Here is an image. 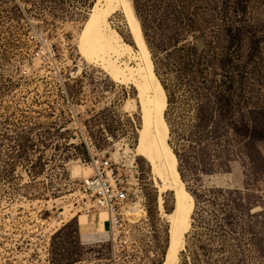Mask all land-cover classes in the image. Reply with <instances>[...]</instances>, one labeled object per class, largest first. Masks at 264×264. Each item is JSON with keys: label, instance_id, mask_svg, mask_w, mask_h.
Masks as SVG:
<instances>
[{"label": "rangeland", "instance_id": "obj_1", "mask_svg": "<svg viewBox=\"0 0 264 264\" xmlns=\"http://www.w3.org/2000/svg\"><path fill=\"white\" fill-rule=\"evenodd\" d=\"M107 1L0 0V264L165 263L176 196L138 152L140 91L80 49ZM128 1L194 203L176 264H264V0ZM110 24L133 49L120 66L150 62L121 7ZM96 160L130 189L116 229L79 201Z\"/></svg>", "mask_w": 264, "mask_h": 264}, {"label": "bare ground", "instance_id": "obj_2", "mask_svg": "<svg viewBox=\"0 0 264 264\" xmlns=\"http://www.w3.org/2000/svg\"><path fill=\"white\" fill-rule=\"evenodd\" d=\"M124 2L108 0L103 6L98 3L82 32L80 49L89 61L100 62L115 81L123 84L133 82L140 91L143 118L138 152L150 161L153 173L163 182L161 192L172 190L175 193L176 209L170 216V242L164 264H176L185 234L190 228L194 203L181 180L177 158L167 142L169 129L164 120L166 94L155 70L142 53V64L138 69L128 64L123 68L118 64L123 56L132 58L133 55V49L123 42L110 24V18L118 7H123Z\"/></svg>", "mask_w": 264, "mask_h": 264}, {"label": "built area", "instance_id": "obj_3", "mask_svg": "<svg viewBox=\"0 0 264 264\" xmlns=\"http://www.w3.org/2000/svg\"><path fill=\"white\" fill-rule=\"evenodd\" d=\"M34 37L43 46L41 48L43 58L55 59L57 53L51 42L47 38ZM92 167L93 175L85 178L78 190L80 204L88 213L93 210L107 213L112 229H116L121 225L122 217L129 209L130 189L112 162L96 160Z\"/></svg>", "mask_w": 264, "mask_h": 264}, {"label": "trees", "instance_id": "obj_4", "mask_svg": "<svg viewBox=\"0 0 264 264\" xmlns=\"http://www.w3.org/2000/svg\"><path fill=\"white\" fill-rule=\"evenodd\" d=\"M122 10L128 16L136 45L139 47L140 51H142L147 56V58L150 60L151 64L153 65V68L155 70V66H154L153 60L151 59V55H150L148 46L146 44V41H145V38L143 35V31H141L140 24H139L135 14H134L132 6L128 0H125L124 5L122 7Z\"/></svg>", "mask_w": 264, "mask_h": 264}]
</instances>
